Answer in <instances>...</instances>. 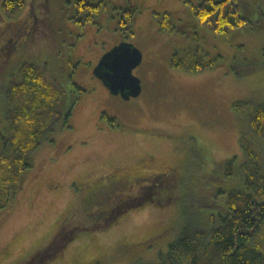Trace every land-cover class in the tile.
<instances>
[{
    "label": "rangeland",
    "instance_id": "obj_1",
    "mask_svg": "<svg viewBox=\"0 0 264 264\" xmlns=\"http://www.w3.org/2000/svg\"><path fill=\"white\" fill-rule=\"evenodd\" d=\"M3 2L0 129L5 89L25 62L41 66L64 99L54 130L31 155L21 191L0 210V264H28L77 229L69 246L57 254L50 249L33 264H97L104 258L108 264H158L186 222L213 228L211 216L224 215L228 194L242 186L244 165L251 173L264 170V139L250 128L253 111L264 104V0H241L238 11L246 24L227 34L200 24L193 7L201 0H106L96 20L84 24L76 20L74 0H25L13 16ZM125 8L134 16L130 42L143 53L134 71L143 91L130 101L111 96L94 74L101 57L125 40L117 30ZM163 22L176 29L161 30ZM189 50L218 65L199 72L173 68L174 55ZM75 102L64 126L63 115ZM102 111L124 127L102 120ZM243 140L252 144L255 161H249ZM228 161L232 174L226 176ZM169 167L165 180L179 182L171 190L172 205L146 207L93 228L105 224L92 202L110 180L105 175ZM124 192L96 202L106 208L135 193Z\"/></svg>",
    "mask_w": 264,
    "mask_h": 264
},
{
    "label": "trees",
    "instance_id": "obj_2",
    "mask_svg": "<svg viewBox=\"0 0 264 264\" xmlns=\"http://www.w3.org/2000/svg\"><path fill=\"white\" fill-rule=\"evenodd\" d=\"M240 2L241 0H201L199 5L193 7V12L200 24L216 33L227 34L231 29L246 24L247 20L239 15ZM106 4V0H74L77 22L84 24V20H87L85 23L96 20L100 9ZM25 7V0L3 2V10L8 16H13ZM119 21L120 26L117 30L125 35V40L130 41L134 36L133 11L130 8L122 9ZM172 23L169 22L168 26H165V22L161 23V30L167 28L173 32L176 28ZM184 54L183 57L174 55L173 68L199 72L212 70L218 65L217 60L208 55L199 58L192 50ZM40 67L28 62L23 63L10 77L5 89L6 101L2 123L4 126L0 129V210L6 208L21 191L26 174L33 167L32 153L42 145L62 116L60 108L64 91L55 80L48 78ZM81 92L85 91L81 89ZM243 106L236 104L235 108L240 109ZM70 108L71 106L69 110ZM250 128L256 138L264 139V104L253 111ZM242 144L249 161H255L258 155L252 144L245 140ZM231 164L230 161L226 164V176L232 174ZM249 168V163L243 166L242 172L239 173L242 186L228 194L225 201L226 213L216 218L211 216L210 221L213 225L211 222L210 224L213 228L207 230L192 225L191 220L186 222L177 240L169 246V250L159 254L158 264H264V170L257 168L258 172L251 173L248 171ZM178 184L177 179L159 181L153 198L143 205L137 204L140 202L138 198L140 194H127L126 199L137 200L132 209L121 207V198L115 205L104 208L102 203L96 202L97 197L121 192L118 188L112 187V183L104 188H97L92 195L93 207H97L94 214L105 220V224H98L93 228L106 227L111 222L122 220L127 213L146 207L164 208L172 205L171 190ZM114 211L117 217L112 218ZM77 230L63 239L55 240L48 249L39 252L28 264H33L50 249H53L55 254L60 253L76 238ZM108 259L99 260L97 264H108Z\"/></svg>",
    "mask_w": 264,
    "mask_h": 264
},
{
    "label": "water",
    "instance_id": "obj_3",
    "mask_svg": "<svg viewBox=\"0 0 264 264\" xmlns=\"http://www.w3.org/2000/svg\"><path fill=\"white\" fill-rule=\"evenodd\" d=\"M143 62V53L130 41H122L105 53L94 70V74L113 96L125 100L138 98L143 91L142 81L134 75ZM127 68L121 74L119 68Z\"/></svg>",
    "mask_w": 264,
    "mask_h": 264
},
{
    "label": "flooded vegetation",
    "instance_id": "obj_4",
    "mask_svg": "<svg viewBox=\"0 0 264 264\" xmlns=\"http://www.w3.org/2000/svg\"><path fill=\"white\" fill-rule=\"evenodd\" d=\"M123 41H128V40H123ZM102 58V57H101ZM108 93L110 94L109 90L107 89ZM111 95V94H110ZM113 96V95H111ZM122 97V96H121ZM140 97V96H139ZM132 99V98H131ZM130 99V100H131ZM125 100V99H123ZM130 100H125V101H130ZM76 103H73L71 106L70 110L68 109V112L63 115L64 118V126L69 125V120H71L72 116H74L75 110H76ZM103 112V111H102ZM100 114V117L102 120L106 118L112 125V127L117 126L118 128L124 127L123 125L119 124L117 122V119L115 118H110L108 115L103 112ZM125 125L134 127V125L125 123ZM172 170L171 167L169 168H161V169H148L143 171L142 175H136V176H131L129 174H124V175H119V176H113V175H105V177H109L110 180L107 185H104V187L111 185L114 188H118V191L121 192V195L125 193L124 191H130V192H135L136 194H140L138 198L140 199L139 203H137V200H128L126 198H121L120 200V206L122 207H127L125 209H132L134 208L135 204H147L149 199L153 198V194L155 192V189L157 187V184L159 181L164 180L168 177V171ZM124 173V172H123ZM172 173V172H171ZM109 175V176H108ZM134 204V205H133ZM117 217V213L114 211V214L112 215V218Z\"/></svg>",
    "mask_w": 264,
    "mask_h": 264
},
{
    "label": "snow or ice",
    "instance_id": "obj_5",
    "mask_svg": "<svg viewBox=\"0 0 264 264\" xmlns=\"http://www.w3.org/2000/svg\"><path fill=\"white\" fill-rule=\"evenodd\" d=\"M118 71H119L121 74H125V73L128 71V69L122 67V68H119Z\"/></svg>",
    "mask_w": 264,
    "mask_h": 264
}]
</instances>
